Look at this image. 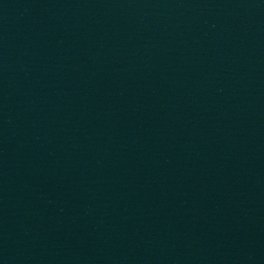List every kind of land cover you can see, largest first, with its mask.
I'll return each mask as SVG.
<instances>
[{
  "label": "water",
  "instance_id": "1",
  "mask_svg": "<svg viewBox=\"0 0 264 264\" xmlns=\"http://www.w3.org/2000/svg\"><path fill=\"white\" fill-rule=\"evenodd\" d=\"M0 264H264V0H0Z\"/></svg>",
  "mask_w": 264,
  "mask_h": 264
}]
</instances>
